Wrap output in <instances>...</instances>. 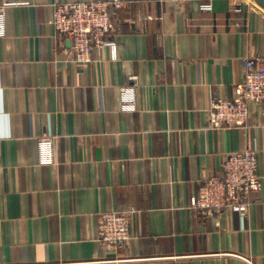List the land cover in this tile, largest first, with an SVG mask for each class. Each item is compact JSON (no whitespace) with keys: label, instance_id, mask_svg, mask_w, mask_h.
I'll return each instance as SVG.
<instances>
[{"label":"crops","instance_id":"1","mask_svg":"<svg viewBox=\"0 0 264 264\" xmlns=\"http://www.w3.org/2000/svg\"><path fill=\"white\" fill-rule=\"evenodd\" d=\"M57 1L0 0V264H264V184L244 214L190 202L228 153L255 149L264 183V113L214 129L210 97L235 96L243 59L264 54V0H126L110 48L71 63L51 25ZM90 1V0H89ZM137 74L138 108L120 89ZM55 137L56 163L37 162ZM137 210L119 249L97 241L100 212Z\"/></svg>","mask_w":264,"mask_h":264},{"label":"built area","instance_id":"2","mask_svg":"<svg viewBox=\"0 0 264 264\" xmlns=\"http://www.w3.org/2000/svg\"><path fill=\"white\" fill-rule=\"evenodd\" d=\"M15 3L0 5V37L8 36L7 8ZM126 0L57 1L51 25L56 32L72 42L71 63L88 65L93 52L110 48L112 59L118 57L119 44L114 38L115 16L127 5ZM212 1L201 3V10H212ZM243 76L236 83V94L229 97H210L205 108L210 127L214 129L247 127L249 104L259 102L264 113V54L243 59ZM137 74L129 75L128 83L120 89L121 109L138 108L137 91L140 87ZM37 162L42 165L56 163L55 137L49 134L37 138ZM222 176H208L201 181L198 191L191 198L190 206L203 215H214L224 209L244 214L252 196L263 190L258 152L255 149L228 153L221 161ZM137 210L131 206L100 212L101 225L97 241L110 249H119L129 243L131 219Z\"/></svg>","mask_w":264,"mask_h":264}]
</instances>
